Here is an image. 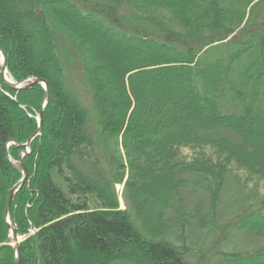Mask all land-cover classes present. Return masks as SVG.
<instances>
[{
    "label": "trees",
    "instance_id": "obj_1",
    "mask_svg": "<svg viewBox=\"0 0 264 264\" xmlns=\"http://www.w3.org/2000/svg\"><path fill=\"white\" fill-rule=\"evenodd\" d=\"M0 48L15 81L50 89L10 207L21 264H191L226 201L263 244L220 264H264V0H0ZM44 94L0 79V264H16L10 157Z\"/></svg>",
    "mask_w": 264,
    "mask_h": 264
},
{
    "label": "rangeland",
    "instance_id": "obj_2",
    "mask_svg": "<svg viewBox=\"0 0 264 264\" xmlns=\"http://www.w3.org/2000/svg\"><path fill=\"white\" fill-rule=\"evenodd\" d=\"M11 75V74H10ZM2 82V81H1ZM88 95V94H87ZM238 174L246 179L249 177L245 172H238ZM256 178L248 181L247 192H252L255 185ZM260 192L258 193L259 197L264 196V186L261 184ZM117 191L120 195L121 207L126 209V203L123 197L124 186H117ZM230 201L224 203L225 213H222L218 225L221 230L217 233L212 231L210 234H200L195 232L193 237L188 242L190 249L189 261L191 264H220L223 260L220 252L233 253L234 249L241 251L243 253H248L253 251L259 246H262L263 242L259 241L255 248L254 246V237L251 233L245 231H233L229 226V222L232 220L230 217ZM229 232L230 238L228 244H223L220 238H222V233L227 234ZM22 237V236H21ZM223 239V238H222ZM24 241V237H22ZM221 241V242H220ZM219 243H221L219 245Z\"/></svg>",
    "mask_w": 264,
    "mask_h": 264
},
{
    "label": "water",
    "instance_id": "obj_3",
    "mask_svg": "<svg viewBox=\"0 0 264 264\" xmlns=\"http://www.w3.org/2000/svg\"><path fill=\"white\" fill-rule=\"evenodd\" d=\"M3 56L4 62L6 65V68L9 72L8 66H7V58L5 52L0 48V58ZM10 74V72H9ZM11 76V75H10ZM0 79L3 83V85L12 91L20 92L22 90H27L35 85H42L44 88V97L42 99V104H41V112L37 118L39 126L38 129L36 130L35 134L32 136V138L23 146L24 150L20 154V161H13V159L10 157V160L13 162V164L20 168L23 172V178L14 186V188L10 191L9 195V202H8V208H7V224L10 227V238L12 240L11 246L14 249V254H15V262L16 264H21V255H20V244L22 243V237L18 234L16 226L12 225V221L10 218V207L12 204L13 197L19 192V190L22 188L24 184L27 183L28 178H29V171L28 167L26 166L24 162V158L32 152V147L34 140L37 137L42 136V127H43V117H44V111L48 105L49 97H50V89H49V84L48 81L44 78H38L36 76H30L26 79H23L21 81H15L13 77L11 76V81L6 83L3 80V72L1 68V61H0ZM15 143V142H13ZM11 144L8 145V148L10 147Z\"/></svg>",
    "mask_w": 264,
    "mask_h": 264
},
{
    "label": "bare ground",
    "instance_id": "obj_4",
    "mask_svg": "<svg viewBox=\"0 0 264 264\" xmlns=\"http://www.w3.org/2000/svg\"><path fill=\"white\" fill-rule=\"evenodd\" d=\"M0 61H1V68H2V72H3V80H4V82L8 83L12 79H11V76H10L7 68H6L3 56H1Z\"/></svg>",
    "mask_w": 264,
    "mask_h": 264
}]
</instances>
